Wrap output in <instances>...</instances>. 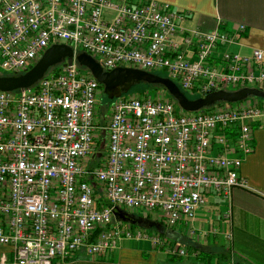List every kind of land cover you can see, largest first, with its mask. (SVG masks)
<instances>
[{"label":"built area","instance_id":"2783aa9c","mask_svg":"<svg viewBox=\"0 0 264 264\" xmlns=\"http://www.w3.org/2000/svg\"><path fill=\"white\" fill-rule=\"evenodd\" d=\"M189 15L158 0H0V75L27 71L54 43L73 50L32 85L0 90V264L99 258L123 238L186 256L187 246L116 219L113 207L175 231L209 195L226 202L245 186L264 99L191 111L161 89L115 97L100 120L102 86L77 67L85 52L104 70H164L193 97L264 91V51L226 49L244 25L188 28Z\"/></svg>","mask_w":264,"mask_h":264},{"label":"crops","instance_id":"0c3cea01","mask_svg":"<svg viewBox=\"0 0 264 264\" xmlns=\"http://www.w3.org/2000/svg\"><path fill=\"white\" fill-rule=\"evenodd\" d=\"M158 1L187 11L190 15L183 24L188 28L234 29L243 24L237 42L226 49L242 54H250L254 48L264 51V0ZM240 175L245 186L234 187L228 201L209 195L189 226L175 231L163 228L174 232L173 236L165 233V237L187 246L189 257L171 259L173 256L153 247L148 240L123 238L103 257L79 252L72 259L53 264H264V125L260 123L254 129V149L245 157ZM228 210L229 216L225 217ZM136 216L160 223L145 215ZM227 233L231 235L229 241ZM4 249L0 246V253Z\"/></svg>","mask_w":264,"mask_h":264},{"label":"water","instance_id":"95a60500","mask_svg":"<svg viewBox=\"0 0 264 264\" xmlns=\"http://www.w3.org/2000/svg\"><path fill=\"white\" fill-rule=\"evenodd\" d=\"M66 59L71 63L73 50L63 43H54L49 46L38 61L27 71L18 75H0V90H15L27 87L39 80L50 68L60 64ZM79 65L86 67L102 86L103 93L108 98L118 97L122 92H127L134 84L146 82L148 84L162 85L176 103L184 110H198L210 106L217 101L234 102L247 96H256L264 99V91L253 87H244L234 91L217 90L206 94L204 97L189 98L179 86L169 77L132 67H116L104 70L92 56L79 52L75 56ZM116 219L131 224L154 227L159 233L174 235L172 231H165L160 223L148 222L140 216L127 212L118 206L112 209Z\"/></svg>","mask_w":264,"mask_h":264},{"label":"rangeland","instance_id":"374dc122","mask_svg":"<svg viewBox=\"0 0 264 264\" xmlns=\"http://www.w3.org/2000/svg\"><path fill=\"white\" fill-rule=\"evenodd\" d=\"M77 67L80 70V73H82V74H87L89 72V70L86 67H84L82 65H79L78 63H77ZM49 71H50V69L47 72H49ZM158 72L168 76L167 72L164 71V70H161V71H158ZM160 90H161V88H156V87H152V86H146L144 84L137 83V84H134L127 92H122V94L120 96L121 97H128V96H130L133 93H148V94H150L152 96H156L157 93ZM164 96H165V98H168V97L171 98V95L167 91H165ZM190 96H192V95H190ZM114 98H108L107 95L105 93H103V90L101 91V96H100V99H99V119L100 120H102L105 117V115L108 113L109 106L111 105V103L114 100ZM194 98H196V97H194ZM259 100L262 101L263 99L259 98ZM147 216L150 219H153L150 215H147ZM133 226H137V225H133ZM140 228H142L143 230H145V231H147V232H149L151 234L157 232L154 227H143V226H140ZM164 236H166L165 233H164ZM189 255H190V253H189V249H188L187 256L189 257Z\"/></svg>","mask_w":264,"mask_h":264},{"label":"trees","instance_id":"16d2710c","mask_svg":"<svg viewBox=\"0 0 264 264\" xmlns=\"http://www.w3.org/2000/svg\"><path fill=\"white\" fill-rule=\"evenodd\" d=\"M55 68H56V66L50 68V71L55 70ZM156 74H158V75H160V76H164V77H166L165 74H161L160 72H157ZM139 84H144V85H146V86H152V87H156V88H161V89H163L162 85H159V84H148V83H146V82H142V81L139 82ZM186 95H187L189 98H194L193 96H190L189 94H186ZM146 219H148V218L146 217ZM148 222H151V221L148 220ZM171 259H179V257H175V256H173V257H171Z\"/></svg>","mask_w":264,"mask_h":264}]
</instances>
